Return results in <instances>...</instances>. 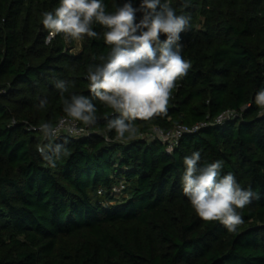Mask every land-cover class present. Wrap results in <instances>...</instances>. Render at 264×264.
Segmentation results:
<instances>
[{
	"label": "trees",
	"instance_id": "trees-1",
	"mask_svg": "<svg viewBox=\"0 0 264 264\" xmlns=\"http://www.w3.org/2000/svg\"><path fill=\"white\" fill-rule=\"evenodd\" d=\"M102 2L114 13L126 0ZM168 2L191 18L179 41L191 68L167 114L135 121L137 138L122 143L106 128L118 114L88 88L89 66L111 51L107 29L94 23L97 37L85 36L79 50L62 35L45 43L42 13L59 0H0V264H264V109L255 104L264 89V0ZM60 81L69 102L91 100L96 123L85 135H58L61 155L50 164L37 151L48 143L39 125L66 116ZM201 122L171 152L149 135ZM197 151L200 165L223 161L221 175L258 196L238 209L235 233L201 220L183 193V161ZM121 180L118 198L112 187Z\"/></svg>",
	"mask_w": 264,
	"mask_h": 264
},
{
	"label": "clouds",
	"instance_id": "clouds-1",
	"mask_svg": "<svg viewBox=\"0 0 264 264\" xmlns=\"http://www.w3.org/2000/svg\"><path fill=\"white\" fill-rule=\"evenodd\" d=\"M138 12L142 15L137 22ZM42 17L49 33L45 43L57 35H62L65 42H80L85 36L95 38L98 34L92 28L94 23L107 29L103 38L111 51L107 58L100 57L102 64L89 66L87 79L91 95L118 114L106 125L108 131H115V141L126 143L137 138L135 121L167 114L172 90L191 68L179 44L180 34L189 28L190 17L177 15L168 0L163 4L161 0H140L138 7L126 0L114 13L105 11L102 0H59V6L42 13ZM56 87L61 92L63 111L72 122L85 126L96 123V107L88 97L72 95L69 102L63 96L65 83L60 81ZM45 104L42 100L39 107ZM255 104L264 109V89L255 95ZM65 122L61 120L56 127L51 123L39 125L48 143L37 145V151L50 164L61 155L62 146H54L52 141ZM68 130L72 135L85 131L77 129L75 123ZM200 159L198 151L184 158L183 193L201 220L219 222L235 233L244 222L238 209H244L258 196L251 188L242 189L233 174L221 175L223 161L200 165Z\"/></svg>",
	"mask_w": 264,
	"mask_h": 264
},
{
	"label": "built area",
	"instance_id": "built-area-1",
	"mask_svg": "<svg viewBox=\"0 0 264 264\" xmlns=\"http://www.w3.org/2000/svg\"><path fill=\"white\" fill-rule=\"evenodd\" d=\"M233 113V111H226L225 113L220 114L217 118L216 121L218 122H222L225 118H227L228 116H230ZM61 120H65V124L63 126H61L60 128V134H68V135H72L69 132V128L72 127L73 123H75V127L77 129L79 128H84L85 131L83 133H79L77 135H72V136H80V135H85L88 134L89 130H88V126L83 125L82 123L76 121V122H72L70 118H68L67 116L62 117L59 122ZM59 122L56 124V126L59 125ZM207 122H201L196 124L193 127H189L186 125H178L177 127L165 131L160 127H154L152 129V131L150 132V136L151 137H158L160 139H162L165 143L168 144V148L173 149V146L178 142V139L180 136H182L184 133L186 132H190V131H194L199 129L202 125H206ZM54 126V127H56ZM125 188H126V182L124 180H121L118 184H115L112 187V192L113 194H115L118 198L121 197L122 195H124L125 192ZM99 193L102 194L103 193V189L99 190Z\"/></svg>",
	"mask_w": 264,
	"mask_h": 264
},
{
	"label": "rangeland",
	"instance_id": "rangeland-1",
	"mask_svg": "<svg viewBox=\"0 0 264 264\" xmlns=\"http://www.w3.org/2000/svg\"><path fill=\"white\" fill-rule=\"evenodd\" d=\"M80 47H81V41L76 42L75 50H79Z\"/></svg>",
	"mask_w": 264,
	"mask_h": 264
}]
</instances>
